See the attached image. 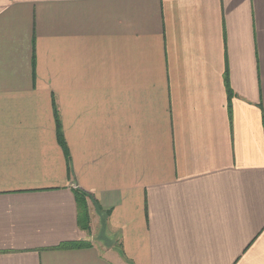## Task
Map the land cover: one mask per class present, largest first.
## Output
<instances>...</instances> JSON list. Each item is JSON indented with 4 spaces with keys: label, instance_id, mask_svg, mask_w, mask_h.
<instances>
[{
    "label": "crops",
    "instance_id": "0c3cea01",
    "mask_svg": "<svg viewBox=\"0 0 264 264\" xmlns=\"http://www.w3.org/2000/svg\"><path fill=\"white\" fill-rule=\"evenodd\" d=\"M0 264H264V0H0Z\"/></svg>",
    "mask_w": 264,
    "mask_h": 264
},
{
    "label": "trees",
    "instance_id": "16d2710c",
    "mask_svg": "<svg viewBox=\"0 0 264 264\" xmlns=\"http://www.w3.org/2000/svg\"><path fill=\"white\" fill-rule=\"evenodd\" d=\"M55 110V108H54ZM55 115V124H56V137L58 140V143L62 147L64 154L66 158L68 159L67 155V148L65 146L64 140H63V135H62V130L60 127V123L57 117L56 112L54 113ZM75 200L77 204V224L78 227L82 231H88L89 230V223H90V218H89V212H88V204H87V196L84 192L75 190ZM88 244L86 242H66L60 244L58 247L55 249H80V248H85L87 247Z\"/></svg>",
    "mask_w": 264,
    "mask_h": 264
}]
</instances>
